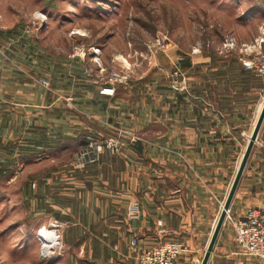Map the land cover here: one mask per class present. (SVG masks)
<instances>
[{
    "label": "crops",
    "instance_id": "0c3cea01",
    "mask_svg": "<svg viewBox=\"0 0 264 264\" xmlns=\"http://www.w3.org/2000/svg\"><path fill=\"white\" fill-rule=\"evenodd\" d=\"M8 26L0 25L6 28L0 41L12 44ZM23 54L32 61L46 58L43 51L31 47L23 49ZM8 55L14 58L13 52L7 51L6 58ZM197 58L201 61L182 59L181 75L187 89L176 91L166 85L164 94L153 87L150 74L128 86L101 87L74 71L69 77L74 108L69 110L62 109V103L55 102L40 85L30 83L29 68L19 80L12 69L0 67V109L23 112L21 116L17 112L0 115V131L5 128V134L12 135L21 125L25 144L50 145L46 139L40 140L49 134L54 136L49 139L54 148L67 138L74 151L79 135L104 127V120L124 132L120 138L126 144L113 157L104 153L98 163L69 169V190L48 199L55 217L68 223L71 264H137L130 251L133 236L145 245L166 239L183 241L186 250L175 264H194V258H202L257 119L253 120L255 95L264 82L254 68L232 58L224 63L215 53ZM28 67L34 68V75H47L41 66ZM53 75L55 80L61 73ZM66 130L67 135L59 134ZM33 132L39 136L30 141ZM243 132L249 133L247 140ZM263 190L264 122L228 217L259 205ZM38 199L40 206L47 202L40 192ZM135 200L138 210L131 215L129 207ZM227 222L225 218L208 263L219 253L233 254L231 249L238 247ZM235 262L264 264L250 257L249 262Z\"/></svg>",
    "mask_w": 264,
    "mask_h": 264
},
{
    "label": "rangeland",
    "instance_id": "374dc122",
    "mask_svg": "<svg viewBox=\"0 0 264 264\" xmlns=\"http://www.w3.org/2000/svg\"><path fill=\"white\" fill-rule=\"evenodd\" d=\"M0 25H11L7 28L14 37L12 44L0 41L1 70L12 69L21 80L23 70L29 68L30 83L40 85L55 102L62 103V109L68 110L74 108L69 91V77L74 71L101 87L128 86L150 74L153 87L164 94L166 85L176 91L187 89L181 75L182 59L186 57L201 61L197 58L200 54L215 53L223 63L232 58L243 65L258 52L264 54V0H0ZM4 30L0 28L2 37L6 36ZM158 38L164 39L161 49ZM230 39H234L233 43L224 45ZM29 47L43 51L46 58L26 59L23 49ZM7 51L14 53L13 59L9 55L6 58ZM31 65L41 66L47 75L32 74L34 68L28 67ZM112 72L125 75L126 82L112 84ZM53 73L61 75L54 80ZM40 78L48 84L43 85ZM259 87L253 120L264 102V84ZM16 112L18 116L23 113L10 107L0 109V115L14 116ZM103 123L104 127H96L97 131L86 130L79 135L81 140L74 151L71 141L63 137L60 146L54 148L49 140L54 136L46 133L49 138L40 140L46 139L50 145L41 148L40 143L25 144L21 125L12 135L5 134V128L0 131V166L4 165L0 167V264H71L68 223L55 217L48 199L69 190V169L98 163L104 153L111 158L126 144L120 138L124 133L120 127L107 125L105 120ZM62 133L65 136L68 130L59 134ZM242 134L247 140L249 133ZM38 136L33 132L29 139ZM91 139L102 146L98 159L76 166V160L92 150ZM109 140L121 143L111 151L106 146ZM39 192L47 199L41 206ZM227 221L232 229L230 217ZM43 227L56 232V248H50L52 243L47 241L51 239L41 240L38 232ZM231 250L233 254L219 253L208 264L257 259L238 247Z\"/></svg>",
    "mask_w": 264,
    "mask_h": 264
},
{
    "label": "built area",
    "instance_id": "2783aa9c",
    "mask_svg": "<svg viewBox=\"0 0 264 264\" xmlns=\"http://www.w3.org/2000/svg\"><path fill=\"white\" fill-rule=\"evenodd\" d=\"M234 39L226 41L224 45H231ZM156 42L161 49L164 46V39L158 38ZM243 65L247 68H254L259 76L264 79V54L258 52L252 58L243 61ZM110 82L123 83L127 77L120 73L112 72ZM39 81L46 85L48 81L40 78ZM90 138V137H89ZM92 142H95L92 145ZM120 141H106V146L114 151ZM89 146L93 147L88 153H84L76 160V166L82 165L87 161L98 159L101 151V144L98 140L91 139ZM260 204L246 208L237 216H231V225L234 231V239L238 248L248 256H253L264 262V190L261 192ZM138 210L137 201H133L129 207V213L135 214ZM229 210V209H228ZM228 211L226 213V219ZM130 248L133 251L137 264H175L176 259L186 250V244L179 239L158 240L152 244H141L136 236L130 240ZM201 259L196 257L193 259L194 264H200Z\"/></svg>",
    "mask_w": 264,
    "mask_h": 264
},
{
    "label": "water",
    "instance_id": "95a60500",
    "mask_svg": "<svg viewBox=\"0 0 264 264\" xmlns=\"http://www.w3.org/2000/svg\"><path fill=\"white\" fill-rule=\"evenodd\" d=\"M263 122H264V102L262 103V106H261L260 111L258 113L257 119L255 121L254 127L250 133L248 140H247L245 150H244V152L240 158V161H239V164L237 166L235 175H234L233 180L231 182V185L229 187L227 196L223 202L221 211H220L218 218L216 220V223L214 225L213 231H212L211 236L209 238V241L207 243L204 254L201 258L200 264H207L208 263L209 257L211 255L212 250H213V246L215 244V241L217 239L219 231H220V229H221V227L225 221L226 213L230 207L231 200L233 198V195L235 193V190L237 188V185L239 183V180L241 178L243 170L246 166V163H247V160H248L250 153L252 151L253 145L255 144V142L257 140V136H258L259 130H260Z\"/></svg>",
    "mask_w": 264,
    "mask_h": 264
},
{
    "label": "bare ground",
    "instance_id": "6f19581e",
    "mask_svg": "<svg viewBox=\"0 0 264 264\" xmlns=\"http://www.w3.org/2000/svg\"><path fill=\"white\" fill-rule=\"evenodd\" d=\"M41 240L45 241L46 239H51L49 241H47L48 243H52L50 245V248L51 246L54 248L57 247V241H56V232L53 230V229H48L46 227H43V228H40L39 232H38ZM60 244V243H59Z\"/></svg>",
    "mask_w": 264,
    "mask_h": 264
}]
</instances>
